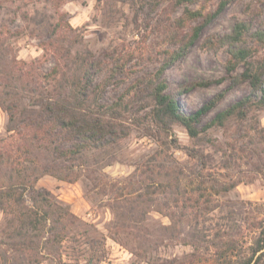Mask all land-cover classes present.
Returning <instances> with one entry per match:
<instances>
[{
  "label": "trees",
  "instance_id": "1",
  "mask_svg": "<svg viewBox=\"0 0 264 264\" xmlns=\"http://www.w3.org/2000/svg\"><path fill=\"white\" fill-rule=\"evenodd\" d=\"M177 1L181 4L197 0ZM231 1L219 0L214 10L206 13L186 9L188 19H199V23L179 38L177 46L164 50L159 67L134 76L126 91L111 100H104L103 95L108 86H119L125 81L124 63L105 65L101 56L89 50L69 58L71 44L65 42L66 31L58 22L51 30L46 29L48 39L43 48L51 49L53 58L47 71L41 63L17 61L11 54L9 40L16 39L21 31L0 32V107L8 115L6 131L14 142L0 147V211L5 216L0 230V259L4 264H41L45 259L65 264L62 242L69 230L83 222L67 204L47 189L38 188L36 182L43 175L69 182L79 179L87 168L90 152L110 147L128 135L125 122L131 117L132 123L158 144L135 168L140 178L133 181L134 173L123 186L117 187V199L128 202L112 206L116 233L126 232L138 240L132 253L151 264H264L262 221L254 224L260 228L247 250L233 233L228 221L232 218L230 212L223 214V222L216 219L207 224L215 209H219L216 196L228 192L239 181L231 172L249 163L264 173V157L254 145L239 147L238 152L231 146L228 154L216 159L197 143L207 129L223 127L228 119L242 123L249 118L252 108H264V62L257 59V48L264 45V24L253 27L249 20L235 19L227 33L203 40L202 46L225 49L226 75L222 79L228 80L230 86L246 82L250 87L248 95L217 112L203 125L205 114L223 93L194 111H184L163 77V72L195 44L201 28ZM66 28L70 26L66 24ZM239 66L242 70L237 72ZM211 82L206 79L194 84ZM24 98L27 104L21 106ZM136 102L140 105L134 111ZM139 108L147 110L139 115ZM174 124L183 127L192 142L183 147L188 158L184 164L170 152L180 148L176 140L169 139ZM244 151L245 154L241 153ZM166 189L169 194L158 200L157 193ZM146 202L155 203L156 211L167 217L168 224L161 229L171 237L181 236L184 226L191 230L194 252L190 258L149 260L150 248L145 244L149 233L137 223L140 210H136ZM134 228L138 233L133 232ZM85 235L91 248L84 264H97L106 257L103 241ZM200 255L202 258L197 259Z\"/></svg>",
  "mask_w": 264,
  "mask_h": 264
},
{
  "label": "rangeland",
  "instance_id": "2",
  "mask_svg": "<svg viewBox=\"0 0 264 264\" xmlns=\"http://www.w3.org/2000/svg\"><path fill=\"white\" fill-rule=\"evenodd\" d=\"M176 1L0 0V32L21 31L16 39L9 40L11 54L17 61L41 63L43 70L47 71L53 58L51 49L43 48V43L48 39L46 29L51 30L58 22L66 31L68 38L65 42L71 44L69 58L89 50L101 56L105 65L124 63L122 77L125 81L119 86H108L103 95L104 100H111L126 91L134 76L159 67L164 50L177 46L179 38L199 23V19H188L186 9H199L206 13L214 10L219 2L197 0L178 4ZM235 19L249 20L253 27L264 24V0H232L201 28L195 44L186 55L163 72L168 90L176 93L179 106L184 111H194L213 96L223 93L215 106L207 111L201 125L250 91L246 82L230 86L228 80L222 79L226 75L224 63L227 54L224 48L202 46L206 37L227 33ZM66 24L70 26L69 29ZM257 50L258 61L264 62V45ZM241 70L242 66H239L237 72ZM206 79L213 82L209 85L194 84ZM20 103L21 106L26 105L27 99H22ZM139 105L140 102L134 103L132 109L135 111ZM146 110L139 108L138 114L143 115ZM132 122V117L125 122L129 127L126 137L110 147L96 149L88 154L87 168L76 181L43 175L36 182L38 188L47 189L57 200L67 204L83 222L69 230L62 242L61 252L65 264L85 263L91 248L86 233L103 241L106 257L97 264H151L132 253L138 240L126 232L116 233L114 227L116 217L112 206L128 202L126 199H117L120 192L117 187L123 186L129 175L134 173L131 176L133 181L140 178L139 170L134 172L135 168L158 147L154 138L143 134ZM7 123L8 115L0 107V139L3 138L0 147L14 143L11 133L6 131ZM172 128L169 139L171 142L176 140L180 148L171 149L170 152L184 164L188 158L183 147L192 145V142L183 127L174 124ZM201 136L197 143L216 159L228 154L231 146L238 152L239 147L246 149L254 145L264 157V108H252L249 118L242 123L228 119L223 127H211ZM241 153L245 154L246 151ZM231 173L239 181L228 192L216 196L219 209H215L212 220L207 224L215 223L216 219L217 222H223V214L230 212L232 218L228 221L233 226V233L242 242L243 249L247 250L260 228H255L254 224L262 221L264 225V173L249 163L241 164ZM168 192L167 189L159 192L156 198L161 200ZM155 206V203L146 202L136 207L137 211L140 210L137 223L142 224L141 229L149 233L145 243L150 248L149 260L183 261L190 258L194 252L191 230L184 226L181 236L171 237L161 229L168 224L167 217L156 211ZM4 225L5 216L0 211V230ZM133 232L138 233L137 228ZM97 245L100 246L99 243ZM201 258L202 255L197 259ZM0 264H4L1 259ZM41 264L53 262L45 259Z\"/></svg>",
  "mask_w": 264,
  "mask_h": 264
}]
</instances>
